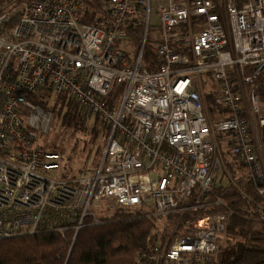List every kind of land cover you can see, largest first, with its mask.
<instances>
[{
    "label": "built area",
    "instance_id": "built-area-1",
    "mask_svg": "<svg viewBox=\"0 0 264 264\" xmlns=\"http://www.w3.org/2000/svg\"><path fill=\"white\" fill-rule=\"evenodd\" d=\"M83 10L70 0L0 3V239L77 233L119 209L186 215L149 258L203 264L226 216L196 213L238 182L225 151L264 193V0H107L98 25ZM135 19L138 51L126 30ZM146 42L155 71L143 66ZM61 95L108 127L97 166L69 178L39 141Z\"/></svg>",
    "mask_w": 264,
    "mask_h": 264
},
{
    "label": "trees",
    "instance_id": "trees-1",
    "mask_svg": "<svg viewBox=\"0 0 264 264\" xmlns=\"http://www.w3.org/2000/svg\"><path fill=\"white\" fill-rule=\"evenodd\" d=\"M5 1L0 0V3ZM70 1L83 5L85 23L98 25L105 16L103 6L107 0ZM126 30L130 47L138 51L143 33L140 21L132 20ZM142 60L148 71L156 70L155 53L147 42ZM206 102L211 114H215L211 94L206 96ZM51 110L53 119L60 121L59 145L63 144L62 148H68V152L57 147L49 149L58 153L61 159L65 155L71 162H74V156L77 157L81 168L87 166L97 154L100 157L91 167L95 168L103 154L108 127L97 116L85 112L62 95L55 100ZM101 136L104 140L99 154L101 145L98 141ZM224 156L231 175L238 182L235 186H220L217 193L209 197L211 205L196 213H221L226 216L223 231L217 235L216 248L203 264H264V220L261 219L264 193L260 194L254 183L242 180L243 168L235 163L229 151H225ZM74 176L73 169L65 163L60 177ZM217 199L221 203L213 204ZM185 216L145 218L138 212L119 209L100 216L96 223L86 221L77 233L70 228L63 233L40 230L30 235L0 239V264H158L149 258L153 248L166 241L173 230L174 221ZM169 240L172 241V238Z\"/></svg>",
    "mask_w": 264,
    "mask_h": 264
},
{
    "label": "rangeland",
    "instance_id": "rangeland-1",
    "mask_svg": "<svg viewBox=\"0 0 264 264\" xmlns=\"http://www.w3.org/2000/svg\"><path fill=\"white\" fill-rule=\"evenodd\" d=\"M156 19H157L156 16L152 15V21L156 22ZM206 91H207V89L204 90V93H206ZM59 122L60 121L58 120V118H54L49 132L46 134V136L40 137L39 141L42 144V146L46 149H49L51 147H57L59 150L60 149L65 150V151L67 150L66 152H68V148L67 149L62 148L64 146L63 144L59 145V142H60L59 139L61 138ZM103 140H104V138H102V136H101L99 141H98L99 145H101V150H99V154L101 153V151L103 149ZM99 157L100 156L96 154L95 158H91V160L88 162L89 164L87 166H85L84 168H81L82 166L78 163L79 160L75 156H74V162H71L72 160H68L65 155H62L63 159H61V162H62V167H64L65 163H66L67 167H71L73 169V171L75 172V174H77L78 170L83 171V170L93 169L91 167L96 164ZM94 212L96 214L104 213V211L99 210V209H94ZM132 212H138V211L132 210Z\"/></svg>",
    "mask_w": 264,
    "mask_h": 264
}]
</instances>
